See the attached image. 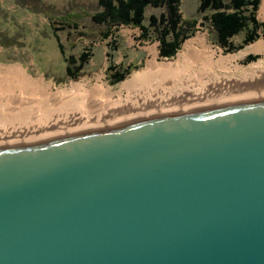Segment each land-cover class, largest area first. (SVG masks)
<instances>
[{"label": "water", "instance_id": "1", "mask_svg": "<svg viewBox=\"0 0 264 264\" xmlns=\"http://www.w3.org/2000/svg\"><path fill=\"white\" fill-rule=\"evenodd\" d=\"M0 264H264V101L1 149Z\"/></svg>", "mask_w": 264, "mask_h": 264}, {"label": "bare ground", "instance_id": "2", "mask_svg": "<svg viewBox=\"0 0 264 264\" xmlns=\"http://www.w3.org/2000/svg\"><path fill=\"white\" fill-rule=\"evenodd\" d=\"M263 13L264 0L258 15ZM208 40L205 33L194 35L172 59L155 57L116 90L99 78L62 89L49 83L32 92L21 70L0 66V143L26 147L264 101V58L246 66L238 62L246 53H264V38L223 57ZM41 80L33 88L42 85Z\"/></svg>", "mask_w": 264, "mask_h": 264}, {"label": "rangeland", "instance_id": "3", "mask_svg": "<svg viewBox=\"0 0 264 264\" xmlns=\"http://www.w3.org/2000/svg\"><path fill=\"white\" fill-rule=\"evenodd\" d=\"M261 4L262 0L256 11L260 21L264 20V13L258 15ZM198 5L199 0H182L181 12L184 19L196 18L197 20L190 38L199 33L207 34L210 44L219 51L218 56L238 54L245 51L253 42L264 38L260 37L235 51H226L224 47L215 43V34L212 32L209 20L196 11ZM99 9L97 0H0V66H12L21 70L23 79L26 81V89L32 92L39 91L41 87L49 83H53L54 88L62 89L71 82L75 85L88 83V81L95 83L99 78L100 82L103 81L106 86L116 90L132 72L144 69L147 62L155 57L159 60L173 58H164L159 55V42L153 31L149 37L142 39L138 28L122 25L112 27L110 36L104 37L103 33L107 32L104 24L96 23L92 19L93 14ZM161 10L150 6L145 10L146 19L148 20L152 13L159 14ZM55 33L59 35L66 55L72 53L78 56L84 49L90 50L89 61L76 79L66 75L67 63L60 53L54 37ZM243 38L244 34L240 33L232 38L231 44H241ZM112 42L116 50L111 49ZM249 54H256V52L240 56L238 62L241 66L264 58V53H258L256 54L258 57L246 60ZM129 63L132 69L126 78L120 83L111 84L108 76L109 65L118 64V66L126 67ZM40 80L42 85L33 88V84ZM51 110L48 109V111ZM9 145L0 143V148H10Z\"/></svg>", "mask_w": 264, "mask_h": 264}, {"label": "trees", "instance_id": "4", "mask_svg": "<svg viewBox=\"0 0 264 264\" xmlns=\"http://www.w3.org/2000/svg\"><path fill=\"white\" fill-rule=\"evenodd\" d=\"M97 4L100 9L93 14L92 19L96 23L104 24L107 29V32L103 33L104 37L110 36L112 27L122 25L138 28L142 39L149 37L153 31L159 42V55L164 58L176 55L197 25L196 18L184 19L181 12L182 0H97ZM259 5L260 0H199L196 11L209 20L215 34V43L224 47L226 51H235L264 37V20L260 21L256 14ZM150 6L162 10L159 14H150L147 20L145 10ZM240 33L244 34L242 43L232 45V38ZM58 36L55 33L60 53L67 63L66 75L76 79L89 61L90 50L84 49L78 56L66 55L65 47ZM110 47L112 50L117 49L113 42ZM255 57L258 56L249 54L246 60ZM130 66L131 63L126 67L110 64L108 76L111 84L123 81L132 69Z\"/></svg>", "mask_w": 264, "mask_h": 264}, {"label": "crops", "instance_id": "5", "mask_svg": "<svg viewBox=\"0 0 264 264\" xmlns=\"http://www.w3.org/2000/svg\"><path fill=\"white\" fill-rule=\"evenodd\" d=\"M9 8V7H8ZM72 54V53H71Z\"/></svg>", "mask_w": 264, "mask_h": 264}]
</instances>
